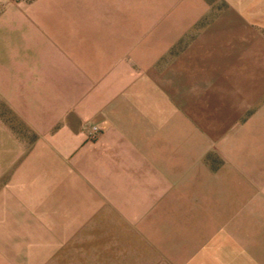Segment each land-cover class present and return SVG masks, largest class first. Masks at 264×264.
I'll return each mask as SVG.
<instances>
[{
  "label": "crops",
  "instance_id": "0c3cea01",
  "mask_svg": "<svg viewBox=\"0 0 264 264\" xmlns=\"http://www.w3.org/2000/svg\"><path fill=\"white\" fill-rule=\"evenodd\" d=\"M139 1L0 0V264L158 205L154 264H264V0Z\"/></svg>",
  "mask_w": 264,
  "mask_h": 264
},
{
  "label": "rangeland",
  "instance_id": "374dc122",
  "mask_svg": "<svg viewBox=\"0 0 264 264\" xmlns=\"http://www.w3.org/2000/svg\"><path fill=\"white\" fill-rule=\"evenodd\" d=\"M140 8L138 7L139 12ZM138 13L137 20H141L143 15L138 19ZM142 191V189L138 190V197L143 195ZM159 192L154 190V194L158 197ZM153 207L152 222H150L152 224L148 231L150 236L133 235L135 228L136 232H140V229L138 227L132 229L129 223L123 221L117 229H114L113 216L108 213L103 229H98L96 226L85 231L88 235L75 237L50 264H154L167 259L170 255H177L163 253L160 250L191 246L193 237L184 231L176 214L173 219H161L160 211L156 209L160 206Z\"/></svg>",
  "mask_w": 264,
  "mask_h": 264
},
{
  "label": "built area",
  "instance_id": "2783aa9c",
  "mask_svg": "<svg viewBox=\"0 0 264 264\" xmlns=\"http://www.w3.org/2000/svg\"><path fill=\"white\" fill-rule=\"evenodd\" d=\"M14 1H18V0H14ZM99 133H100L99 129L95 126H92L88 132V139L95 140L96 137L99 135Z\"/></svg>",
  "mask_w": 264,
  "mask_h": 264
}]
</instances>
